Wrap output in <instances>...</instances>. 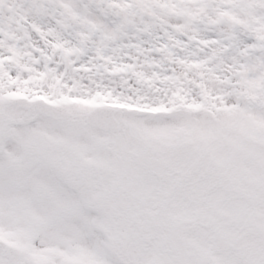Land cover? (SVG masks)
I'll list each match as a JSON object with an SVG mask.
<instances>
[{"label":"snow or ice","instance_id":"6c2138e0","mask_svg":"<svg viewBox=\"0 0 264 264\" xmlns=\"http://www.w3.org/2000/svg\"><path fill=\"white\" fill-rule=\"evenodd\" d=\"M0 264H264V0H0Z\"/></svg>","mask_w":264,"mask_h":264}]
</instances>
